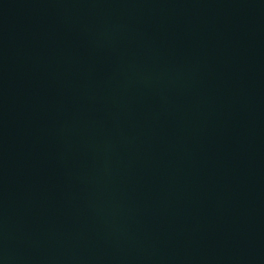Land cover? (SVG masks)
<instances>
[{
  "label": "water",
  "instance_id": "95a60500",
  "mask_svg": "<svg viewBox=\"0 0 264 264\" xmlns=\"http://www.w3.org/2000/svg\"><path fill=\"white\" fill-rule=\"evenodd\" d=\"M124 0H0V264H92Z\"/></svg>",
  "mask_w": 264,
  "mask_h": 264
}]
</instances>
